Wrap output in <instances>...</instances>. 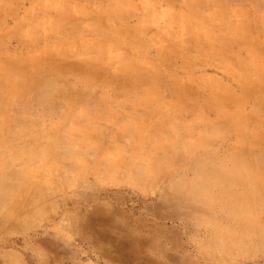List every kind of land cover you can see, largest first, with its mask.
<instances>
[{
	"label": "rangeland",
	"instance_id": "rangeland-1",
	"mask_svg": "<svg viewBox=\"0 0 264 264\" xmlns=\"http://www.w3.org/2000/svg\"><path fill=\"white\" fill-rule=\"evenodd\" d=\"M0 264H264V0H0Z\"/></svg>",
	"mask_w": 264,
	"mask_h": 264
}]
</instances>
